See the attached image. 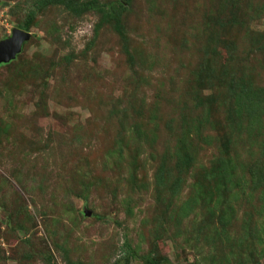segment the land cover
<instances>
[{"label": "rangeland", "instance_id": "obj_1", "mask_svg": "<svg viewBox=\"0 0 264 264\" xmlns=\"http://www.w3.org/2000/svg\"><path fill=\"white\" fill-rule=\"evenodd\" d=\"M26 25L0 264H264V0H0Z\"/></svg>", "mask_w": 264, "mask_h": 264}, {"label": "water", "instance_id": "obj_2", "mask_svg": "<svg viewBox=\"0 0 264 264\" xmlns=\"http://www.w3.org/2000/svg\"><path fill=\"white\" fill-rule=\"evenodd\" d=\"M30 39V34L13 29L10 36L0 41V65L13 61L17 54L20 53L22 45ZM87 216L90 215L86 212Z\"/></svg>", "mask_w": 264, "mask_h": 264}, {"label": "trees", "instance_id": "obj_3", "mask_svg": "<svg viewBox=\"0 0 264 264\" xmlns=\"http://www.w3.org/2000/svg\"><path fill=\"white\" fill-rule=\"evenodd\" d=\"M27 28H28L27 25H26V26H21V27H20V29L23 30V31H25V32H27ZM86 212H87L86 210L83 212V213H84V216H86V217H90L91 214H90L89 216H87ZM152 264H157V262H153Z\"/></svg>", "mask_w": 264, "mask_h": 264}, {"label": "clouds", "instance_id": "obj_4", "mask_svg": "<svg viewBox=\"0 0 264 264\" xmlns=\"http://www.w3.org/2000/svg\"><path fill=\"white\" fill-rule=\"evenodd\" d=\"M23 31V30H22Z\"/></svg>", "mask_w": 264, "mask_h": 264}]
</instances>
